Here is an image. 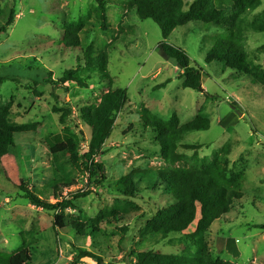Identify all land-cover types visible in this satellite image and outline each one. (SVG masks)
I'll list each match as a JSON object with an SVG mask.
<instances>
[{"label":"rangeland","instance_id":"1","mask_svg":"<svg viewBox=\"0 0 264 264\" xmlns=\"http://www.w3.org/2000/svg\"><path fill=\"white\" fill-rule=\"evenodd\" d=\"M185 1L188 6L194 0ZM107 2L104 31L95 17L94 0H15L14 21L0 38V108L11 114L14 133V145L0 160V252L14 253L26 239L31 240V261L19 264H70L77 248L100 255L104 264H138L136 255L148 250L177 259L204 252L231 264H264V229L255 227L264 224V87L220 63L206 64L204 56L214 38L227 34L187 23L174 28L168 41L187 52L191 65L202 67V92L182 88L179 68L156 49L162 39L159 26L151 19H138L134 11L123 18L125 9L116 0ZM11 5L12 0H0L3 24ZM256 15H248L241 27L248 28ZM64 18L82 26L77 47L63 45ZM120 22L124 33L114 40ZM111 41L113 47L107 48ZM88 45L93 46V59L106 52L109 83L90 67ZM242 48L247 62L264 68V33L246 29ZM66 70H76L83 85L60 81ZM116 88L126 91L127 102L94 156L104 165L105 180L98 184L80 168L62 178L53 154L65 148V124L53 107L70 108L67 124L84 153L93 140L80 110ZM143 114L163 121L175 115L179 124L206 118L209 126L187 133L169 150L170 160L163 157L156 133L143 125ZM215 163L227 178H243L241 199L201 239L192 235L195 222L165 237L153 232L154 216L171 199L161 186L151 187L136 176L169 166L203 170ZM128 174H134L138 184L130 197L119 183ZM22 184L51 203L77 190L91 192L71 207L50 211L24 198ZM56 215H62L64 227L55 225ZM99 217L110 221L99 223L95 241L71 228V222ZM128 251L134 255L126 258Z\"/></svg>","mask_w":264,"mask_h":264},{"label":"trees","instance_id":"2","mask_svg":"<svg viewBox=\"0 0 264 264\" xmlns=\"http://www.w3.org/2000/svg\"><path fill=\"white\" fill-rule=\"evenodd\" d=\"M231 1L232 8L230 10L217 9L213 0H194L188 6L185 0H116V3L125 9L123 18H127L128 13L134 11L138 19H151L159 26L162 39L158 42L156 49L162 58L171 60L177 65L180 70L178 78L182 80V88L202 92V67L195 63L191 65L187 52L168 41L174 28L187 23L218 28L224 30L227 34L225 37L214 38L211 48L204 56L206 64L220 63L225 69L235 71L236 76H249L252 83L264 87V68L252 61L247 62L242 48L243 35L246 29L255 33L264 32V11L260 12V16L259 14L256 15L259 16L258 18L251 20L249 23L251 25L248 28H242L243 22L248 21L247 16L261 5V0ZM94 2L96 3V7H94L95 17L101 30L106 31L108 30V2L107 0H94ZM14 15L15 0H12V5L8 7L5 24L0 22V38L6 33L7 27L13 23ZM62 22L63 45L73 48L79 46L81 24L69 22L67 18L62 19ZM122 33H124V30L120 22L114 40L118 39ZM113 41L108 43L106 47H113ZM92 50L93 46L88 45L85 51L90 60V67L97 70L99 75L109 83L106 52L102 50L93 59L91 56ZM262 52H264V49ZM76 73V70H66L60 81L74 80L83 85ZM167 82L168 80L162 83L161 87H164ZM204 94L208 95L206 92ZM126 102V91L122 88H116L102 94L98 103L85 106L80 110L81 119L91 129L93 140L89 150L84 153H80L79 141L72 133L70 125L67 124L70 108L53 107L55 112L60 113L59 122L65 124L63 129L65 132V148L53 154L55 169L62 178L67 179L73 169L80 168L84 169L90 176L96 177L98 184L103 183L106 178L105 168L102 163L94 161V156L101 152L104 142L111 134L117 114ZM11 117L6 109L0 108V160L14 145ZM141 117L143 125L151 128L156 133L163 157L170 160L172 158L168 156L169 150L182 141L187 133L206 130L209 126L208 120L200 117L184 124H179L175 115L166 121L156 119L151 114H143ZM129 127H131V124ZM136 177L146 181L151 187L161 186L162 190L171 199V203L166 209L154 216L155 228L153 232L159 233L163 237L171 232H184L195 222L196 226L192 235L201 239L210 225L226 215L233 203L243 196L241 190L243 178H227L222 167L217 163L203 170L169 166L149 174H139ZM119 183L125 191V195L129 197L133 195L138 187L134 174L126 175L119 180ZM20 189L23 197L32 205L50 211L61 206L71 207L74 200L84 198L91 192L77 190L72 192L68 198L51 203L36 196L23 184ZM54 189H56L55 186L52 187L53 191ZM118 217L120 216L118 215ZM102 220L110 221L109 218L101 217L100 219L99 217L84 223L71 222L70 225L80 235H87L95 241L99 235L98 226ZM111 220H115V217H111ZM54 223L56 226L64 227L62 215H56ZM255 227L264 229V224H258ZM30 241L23 239L21 247L14 253L0 252V264L30 262L31 256L27 251ZM131 253V251L126 252L125 257L129 258L130 255H134ZM136 256L138 264H231L220 259H213L204 252H200L192 258L181 259L152 250L138 253ZM81 263L104 264L100 255L87 249L77 248L70 264Z\"/></svg>","mask_w":264,"mask_h":264},{"label":"crops","instance_id":"3","mask_svg":"<svg viewBox=\"0 0 264 264\" xmlns=\"http://www.w3.org/2000/svg\"><path fill=\"white\" fill-rule=\"evenodd\" d=\"M215 7L219 10H230L232 8V1L231 0H213ZM262 1V0H261ZM263 4H261L259 7H257L254 11H252L249 16L252 17V15H256L260 12L264 11V6H262ZM250 18V17H249ZM264 33V32H262ZM251 37L254 39L255 37L253 35H251ZM254 40H258V39H254Z\"/></svg>","mask_w":264,"mask_h":264}]
</instances>
